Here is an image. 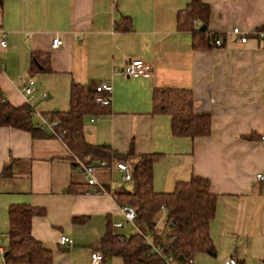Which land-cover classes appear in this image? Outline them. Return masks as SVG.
<instances>
[{"label": "crops", "instance_id": "obj_1", "mask_svg": "<svg viewBox=\"0 0 264 264\" xmlns=\"http://www.w3.org/2000/svg\"><path fill=\"white\" fill-rule=\"evenodd\" d=\"M203 1L210 7L206 31L221 46L197 47L192 31L178 29V12L190 0H1L0 90L12 105L29 107L38 127L0 126L1 248L8 249L12 204L42 210L32 217L31 234L51 251L53 264H91L108 226L117 233L115 223L124 218L113 196L127 182L116 162H88L107 192L85 194L66 144L39 127L43 116L69 109L73 83L93 89L108 82L111 105L85 117V139L120 153L132 146L136 154H158L156 192H170L194 175L208 179L216 195L209 223L215 253L196 252L192 264L229 258L264 264V179L256 177L264 175V38L256 35L264 31V0ZM234 27L246 42L234 38ZM55 37L62 40L56 48ZM34 54L48 57L49 70L38 62L32 67ZM132 58L150 67L147 76L121 74ZM27 80L34 81L33 96L21 91ZM156 89L189 90L194 112L210 117V133L173 136L170 116L152 111ZM156 222L165 225L164 211ZM60 235L72 245H60ZM103 252L102 264H122ZM0 264H7L4 257Z\"/></svg>", "mask_w": 264, "mask_h": 264}, {"label": "trees", "instance_id": "obj_2", "mask_svg": "<svg viewBox=\"0 0 264 264\" xmlns=\"http://www.w3.org/2000/svg\"><path fill=\"white\" fill-rule=\"evenodd\" d=\"M1 3V0H0ZM210 7L203 0H190L187 7L178 12L177 26L193 33L197 47H211L216 34H208L194 25H207ZM32 67L37 64L49 70L48 57L33 55ZM38 62V63H37ZM100 93L94 89L73 83L70 88L69 109L47 114L59 120L56 130L72 153V158L85 162L105 160L123 162L130 169L129 189L122 187L114 195L118 204L135 208L136 232L128 236L115 233L108 226L101 239L103 250L121 259L122 264H165L153 246H159L181 264H192L196 252L214 255L215 246L209 234V223L214 216L216 195L210 191L206 178L191 176L178 181L170 192L153 189V164L156 153L136 154L131 146L126 153L113 150L108 145L89 143L84 137L86 116L101 113L104 106L97 105L95 98ZM154 113L168 114L173 136L196 137L210 133L209 115L196 114L192 94L187 89H156L153 93ZM0 126H9L34 132L29 107L14 106L0 90ZM75 165V162H74ZM165 212V225L157 227L158 214ZM42 213L39 208L26 204H12L8 208L9 243L4 260L7 264H53L52 253L31 234V220ZM149 236L151 243L146 237Z\"/></svg>", "mask_w": 264, "mask_h": 264}, {"label": "built area", "instance_id": "obj_3", "mask_svg": "<svg viewBox=\"0 0 264 264\" xmlns=\"http://www.w3.org/2000/svg\"><path fill=\"white\" fill-rule=\"evenodd\" d=\"M194 25L199 28L200 23L195 21ZM234 38L239 42H246L247 41V35L246 33H243L238 27H234L231 31ZM256 35L260 38H264V31H258L256 32ZM214 46H221L222 41L219 37H216L213 40ZM62 44V40L58 37H55L52 41V47L56 48L59 47ZM0 45L5 46V33H2L1 39H0ZM150 72V67L145 64V62L139 58H132L130 59L125 67L121 70V74L127 75L130 77H138V76H147ZM96 92L100 93L95 98V103L100 106L108 107L111 105V93H112V85L108 82H100L93 88ZM21 91L28 96H33V93L35 91V85L33 80H27L26 82H23L21 85ZM45 95V94H44ZM94 120V119H92ZM98 120V119H95ZM59 124V120L56 118H51L49 116H43L42 117V123L39 125L40 129L43 131H47L51 134H54L55 136L62 139V134H60L56 127ZM262 141L264 142V137H262ZM99 166L105 167L110 166L113 164L112 162H107L105 160L99 161ZM75 166L78 168V170L82 173L84 180L88 186L84 190L85 194H92L97 193L99 191L107 192L106 189L99 184L97 177L95 176V169L96 166L90 163H87L81 159L75 158ZM115 167L122 172V181L123 182H129L130 180V169L127 164L123 162H116ZM257 179L263 180L264 175L258 173L256 175ZM95 187V188H92ZM113 196V195H112ZM114 197V196H113ZM121 213L123 215L124 220L119 221L115 223V228L119 229L124 226L125 223H129L133 226L134 219L136 216L135 208L133 206H130L128 204H123L121 206ZM136 228V227H135ZM148 243H151V239L149 236L146 237ZM58 243L60 245L64 246H70L73 243V240L66 236V235H60ZM153 250L155 253L164 259L165 264H181L178 262L172 255L167 254L163 251V249L159 246H153ZM6 251L0 247V257L5 256ZM91 257V264H102L104 262V252L102 249H96L93 250L90 254ZM224 264H236L235 258H229L224 261Z\"/></svg>", "mask_w": 264, "mask_h": 264}, {"label": "rangeland", "instance_id": "obj_4", "mask_svg": "<svg viewBox=\"0 0 264 264\" xmlns=\"http://www.w3.org/2000/svg\"><path fill=\"white\" fill-rule=\"evenodd\" d=\"M131 186L129 185V183L127 182L126 184H124V188L129 189ZM115 231L119 234L128 236L130 234H133L136 232V228L129 224V223H125V225L120 228V229H115Z\"/></svg>", "mask_w": 264, "mask_h": 264}, {"label": "water", "instance_id": "obj_5", "mask_svg": "<svg viewBox=\"0 0 264 264\" xmlns=\"http://www.w3.org/2000/svg\"><path fill=\"white\" fill-rule=\"evenodd\" d=\"M199 29L201 31H206V25H204V24L200 25Z\"/></svg>", "mask_w": 264, "mask_h": 264}]
</instances>
